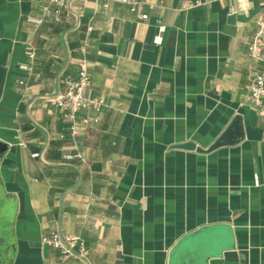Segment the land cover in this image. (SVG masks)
I'll list each match as a JSON object with an SVG mask.
<instances>
[{
	"label": "crops",
	"instance_id": "crops-1",
	"mask_svg": "<svg viewBox=\"0 0 264 264\" xmlns=\"http://www.w3.org/2000/svg\"><path fill=\"white\" fill-rule=\"evenodd\" d=\"M138 1L146 20L117 2L67 0L58 24L34 22L45 0H0L8 264H264V107L246 96L264 0L246 12L236 0ZM81 58L104 104L78 114L98 122L72 138L47 101ZM235 116L236 142L173 148L206 150ZM50 231L81 238L86 259L44 246Z\"/></svg>",
	"mask_w": 264,
	"mask_h": 264
},
{
	"label": "built area",
	"instance_id": "built-area-1",
	"mask_svg": "<svg viewBox=\"0 0 264 264\" xmlns=\"http://www.w3.org/2000/svg\"><path fill=\"white\" fill-rule=\"evenodd\" d=\"M67 0H45V4L41 7L42 18L34 20L39 23L43 20H50L58 24L68 22V17L62 14V7ZM102 1L103 7L109 2H117L128 7L131 13L139 14L140 19L146 20L147 16L141 14L142 3L138 0H95ZM200 5L199 1L193 3H185V8H192ZM248 0H236V12H246L249 9ZM92 30L89 26L87 31ZM164 31L162 26L158 27L157 34L153 41L155 44L161 43V33ZM247 56L260 67L254 69L249 77L246 86L247 104L250 108L264 107V19L255 22V28L247 45ZM28 64L24 66L25 70H29L30 64L34 58V52L28 49L26 52ZM21 83V82H20ZM63 89L56 96L47 101L49 107L57 111L62 119L69 124L70 135L75 138L80 135L84 128L94 126L98 122L97 117L87 116L78 120V114L87 110L99 112L104 102L100 98L88 95L90 87V77L88 67L83 58L77 62V77L72 80L69 78L62 80ZM37 156V154L32 155ZM64 160L70 161L74 158L81 159L80 154L71 155L66 153L63 155ZM41 243L53 250L59 252L63 259H86L88 255V247L81 238L69 234H61L56 231H50L41 238Z\"/></svg>",
	"mask_w": 264,
	"mask_h": 264
},
{
	"label": "water",
	"instance_id": "water-1",
	"mask_svg": "<svg viewBox=\"0 0 264 264\" xmlns=\"http://www.w3.org/2000/svg\"><path fill=\"white\" fill-rule=\"evenodd\" d=\"M240 128V118L238 116H235L232 121L230 122L229 126L222 132L218 138L208 147L206 150L196 147L195 144L192 142H184L182 144H178L176 146H173L174 149H180V150H187L192 151L195 150L199 153H208L213 150H216L218 148H222L226 145H230L237 141V136H241L239 133ZM8 150V146L0 141V159L2 156L6 153ZM2 213L5 215H12L13 211V203L8 201L6 198H2ZM5 215V216H6ZM10 217V216H9ZM11 218V217H10ZM10 218L8 219L4 217V219L0 223V264H8L6 259V252H7V242L9 237V231L8 226L10 225ZM5 257V259H4Z\"/></svg>",
	"mask_w": 264,
	"mask_h": 264
},
{
	"label": "flooded vegetation",
	"instance_id": "flooded-vegetation-1",
	"mask_svg": "<svg viewBox=\"0 0 264 264\" xmlns=\"http://www.w3.org/2000/svg\"><path fill=\"white\" fill-rule=\"evenodd\" d=\"M0 199L3 200L2 197H1V195H0ZM1 200H0V223L4 219V217L5 218L8 217V219H9L10 218L9 216H11V213H10V215H6L5 214L6 216L2 213L3 210H2V201Z\"/></svg>",
	"mask_w": 264,
	"mask_h": 264
}]
</instances>
